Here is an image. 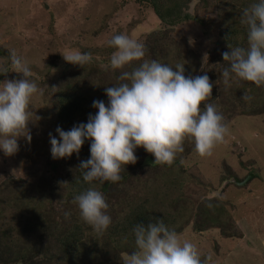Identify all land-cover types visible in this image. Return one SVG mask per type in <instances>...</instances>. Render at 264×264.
<instances>
[{
  "label": "rangeland",
  "instance_id": "rangeland-1",
  "mask_svg": "<svg viewBox=\"0 0 264 264\" xmlns=\"http://www.w3.org/2000/svg\"><path fill=\"white\" fill-rule=\"evenodd\" d=\"M224 2L225 0H189L187 12L201 22L192 21L169 29L156 19L150 8L142 7L135 0H0V50L7 53L15 50L17 56L32 70L31 79L42 89V94H34L29 103L27 131L31 135L30 142L23 136L26 133L22 132L17 138L18 151L15 154L7 156L0 151V192L14 201V209L19 206L16 194L23 191L40 210L49 201L50 206H46L43 212L50 213L63 226L77 217L73 200L67 203L61 196L62 177L63 174L66 176L67 170H71V164L67 158L53 159L50 151L49 134L53 137L56 134L47 88L53 82L56 85L63 79L60 77L62 63L67 65V62L62 54L72 46H77L78 50L90 48L88 53L96 48L98 57H92L91 62L103 68L108 60L104 61L105 57L99 55L100 47L117 33L127 34L142 44L147 41L145 45L152 41L159 44L168 42L171 45L174 41L177 42L178 49L184 47L188 54L195 55V76L207 74L213 78L216 92L213 99L220 112H223L229 127V134L224 142L215 146L210 156H200L193 151L183 161L182 168L186 169L187 178L185 194L197 201L221 199L229 208L242 238L226 239L218 230L200 234L191 226L180 236L196 244L199 251H202L200 253L211 255L209 264H264V115H238V108L246 106L244 102L236 100L231 91L234 86L236 90L243 82L233 81L226 88L217 69L205 67L211 52L221 49L220 44L218 45L217 22L220 21L219 13ZM113 5L116 10L108 20L107 27L96 34L100 18L108 15ZM69 27H75L73 38L68 35L70 32H66ZM164 31L170 38L164 37ZM61 41L66 44L62 50L59 46ZM49 63H54L56 67L51 72H46L44 68ZM0 66L8 69L0 82L21 78L12 71L10 60L7 62L0 56ZM77 66H71L63 74H69L72 69L80 72L82 69V73L85 72L84 67ZM123 70L110 71L109 75L114 76L117 82L118 76L115 75ZM91 73V77L95 79L96 72ZM86 85L87 83L85 87ZM227 107L237 109L233 114L227 112ZM156 165L152 163L154 167L150 172L142 170V167L135 168L126 175L129 178L125 176L116 183L109 195L110 202L106 200L110 204L109 209L129 201L119 198L122 194H117V190L134 187L129 199L136 196V191L139 194L137 186L148 175L161 169ZM229 172L236 177L226 179ZM232 178L240 181L249 178V181L245 186H237L229 182ZM29 207L26 206L27 209ZM65 212L71 213L67 219ZM39 214L42 215V211ZM43 227L37 214L30 215L23 226L25 235L15 238L14 245L18 250L25 245L26 249L33 251V259L26 264L63 263V254L57 248L56 239L49 236ZM6 244L0 242V257Z\"/></svg>",
  "mask_w": 264,
  "mask_h": 264
},
{
  "label": "clouds",
  "instance_id": "clouds-1",
  "mask_svg": "<svg viewBox=\"0 0 264 264\" xmlns=\"http://www.w3.org/2000/svg\"><path fill=\"white\" fill-rule=\"evenodd\" d=\"M241 23L248 28L247 47L227 46L222 58L228 66L220 73L221 79L226 88L233 81L264 86V0L244 8ZM107 44L114 51L106 69L120 70L132 62L139 63L130 71L120 72V83L105 88L107 105L102 100L93 101L96 114H90L86 124L69 131L57 127L58 139L49 134L53 159L78 154L85 140H90V158L79 165L83 181L115 183L121 179L122 167L124 170L126 165L136 163L137 148L153 155L154 164L171 165L184 151L186 139L192 140L200 156H210L214 147L224 142L229 134L224 116L216 105L205 103L213 90L207 74L186 76L184 65L173 68L147 59L145 45L124 33L113 35ZM62 57L80 67L92 61L91 53L75 49L67 50ZM9 60L12 71L21 78L0 82V151L7 156L18 151L17 138L22 132L30 142L29 103L34 94H42L31 79L32 70L15 50L10 52ZM7 70L0 66V71ZM241 99L250 101L252 97L244 93ZM72 203L82 221L102 236L111 223L104 194L89 187L75 195ZM70 215L65 212V219ZM132 234L135 250L124 254L123 264H209L212 259L211 255L202 258L197 245L182 239L163 219L146 226L137 223Z\"/></svg>",
  "mask_w": 264,
  "mask_h": 264
},
{
  "label": "trees",
  "instance_id": "trees-1",
  "mask_svg": "<svg viewBox=\"0 0 264 264\" xmlns=\"http://www.w3.org/2000/svg\"><path fill=\"white\" fill-rule=\"evenodd\" d=\"M135 1L144 8H150L156 19L169 29L192 21L201 22L200 19L187 12L189 0ZM255 2L257 0H225L224 7L219 13L220 21L217 22L219 26L217 31L218 45L220 44L221 49H215L211 52L210 57H212H208L205 65L206 69L216 68L220 74L228 66V62L223 61L222 58V53L228 51L227 46L247 47L248 28L241 23V15L244 8ZM114 10H116V7L114 9L113 5L109 14L100 18L96 34L104 31ZM74 28L70 29L69 27L66 30V32H70L68 35L72 38L74 37L73 34H75ZM163 34L164 37H169L165 31ZM73 42L77 43V41ZM59 46L62 50L64 49L62 47L66 46V44L61 41ZM145 47L147 49L145 58L155 59L173 68L177 64L184 65L185 75L195 76L197 70L195 55L188 54L184 47L178 49L177 42L173 41V44L170 45L168 42L159 44L156 41H152L150 44H146ZM70 48L78 50L77 46ZM100 48L101 54L99 55L105 57L104 61L108 60L109 62L110 55L114 49L110 48L107 43H104ZM60 49L57 51V58L59 57ZM89 50L90 48H81L79 51L88 53ZM89 53L92 54V57H98L96 48H92ZM188 55L189 57L187 58ZM0 56L9 62L10 53L0 50ZM138 63L132 62L122 70L130 71ZM62 65L63 69L60 73L61 79L63 78L62 81H59L56 85L55 82L50 84L47 92L53 129L56 130L57 127H60L63 131H69L73 126L81 123L86 124L90 114L95 116L96 109L92 107L93 101L102 100L107 105L108 98L105 94V88L116 85L120 81L117 77V82H115L114 76L111 77L109 75V72H114V70L106 69L105 67L100 68L98 64L93 62L83 66L85 69L84 73H82V69L81 72L72 69L69 74L65 75L63 72L73 65L69 63L67 65L62 63ZM55 67L54 63H49L44 68V71L51 72ZM77 68L81 67L77 66ZM91 71L96 72L97 76L95 79L91 77ZM1 72L0 81L6 76V73ZM115 76H119V73H116ZM209 79L213 84V90L211 97L205 103L216 105L220 112L218 104L213 99L216 95L214 80L212 77H209ZM242 82L236 90H234V86L231 91L235 99L244 102L246 106V108H238L237 114L243 116L264 115V86L256 87L250 82ZM86 83L87 87H85ZM53 87L56 89H52ZM244 93H247L252 99L250 101L241 100L239 97L240 95L243 96ZM236 109L227 107V112L234 114ZM224 122L226 123L227 121L224 120ZM55 134L58 139L56 131ZM90 144V140H85L78 154L73 153L70 157H66L68 163L71 164V170H67L66 176L63 174L61 196L67 203H71L75 195L80 194L89 187H95L101 191L107 202H110L109 195L111 190L129 171L142 167V170L150 172V169L154 167L152 166L154 156L147 153L142 147L137 148L135 149L136 163L126 165L124 170L122 167L121 179L118 182L100 183L99 181H93L89 184L83 181L79 165L81 161L90 158ZM183 147L184 151L177 154L173 164L168 167L156 165V167L161 169L148 175L137 186L136 189L140 193L138 194L136 191V196L133 199H129V194L135 190L134 187L128 190H117V194H122L119 198L124 201L128 199L129 201L119 207H112V210L108 207L107 214L111 217V223L102 236L97 235L91 230V226L82 221L77 206V217L73 221L66 222V225L63 226L50 213L43 212L46 210V206H50L48 199H46L48 202L44 209L40 210L38 205L32 204L28 196L23 191H20L16 194V202L19 203V206L14 209V201L11 198H6L0 192V242L7 243L4 246L3 255L0 257V264H26L27 261L33 259L34 253L32 250L26 249L25 245L20 246L18 250L17 246L14 245V241L15 238L25 235L23 226H25L26 220L30 215L36 214L39 217L40 224L44 226L43 228H46L49 236L56 239L57 248L63 254V263L58 262L57 264H123L124 254H130L135 250L134 235L132 234L133 227L137 223H142L146 226L147 223H154L155 219H163L165 225L175 230L178 234H181L186 228L191 226L194 231L200 234L209 230H218L226 239L242 238V234L237 229L236 222L230 214L229 208L222 203L221 199L212 198L197 201L185 194L186 169L182 168L181 161H184L194 151V143L191 139H186ZM144 162L146 163L144 164ZM126 177L129 178L130 176ZM231 177L236 176L229 172L226 179ZM65 182L67 184H64ZM208 204H211L212 207H208ZM108 205L110 204L108 203ZM26 206H30L29 209ZM41 211L42 215L39 214ZM1 253L0 251V255ZM201 256L202 258L208 257V255L203 253H201Z\"/></svg>",
  "mask_w": 264,
  "mask_h": 264
},
{
  "label": "water",
  "instance_id": "water-1",
  "mask_svg": "<svg viewBox=\"0 0 264 264\" xmlns=\"http://www.w3.org/2000/svg\"><path fill=\"white\" fill-rule=\"evenodd\" d=\"M165 167H168L169 165L167 164H164ZM252 177V176H251ZM249 181V178H246L245 180L243 181H239L237 178H232L229 180L230 183H233L237 186H244L247 182Z\"/></svg>",
  "mask_w": 264,
  "mask_h": 264
}]
</instances>
